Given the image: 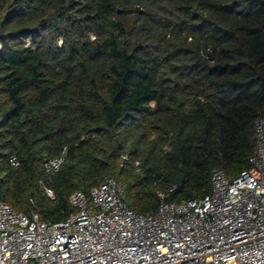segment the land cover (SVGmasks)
I'll use <instances>...</instances> for the list:
<instances>
[{"label":"trees","instance_id":"1","mask_svg":"<svg viewBox=\"0 0 264 264\" xmlns=\"http://www.w3.org/2000/svg\"><path fill=\"white\" fill-rule=\"evenodd\" d=\"M260 114L264 0H0V200L18 212L65 220L108 178L139 213L201 199L215 169L250 168Z\"/></svg>","mask_w":264,"mask_h":264},{"label":"built area","instance_id":"2","mask_svg":"<svg viewBox=\"0 0 264 264\" xmlns=\"http://www.w3.org/2000/svg\"><path fill=\"white\" fill-rule=\"evenodd\" d=\"M255 137L250 168L233 178L215 169L211 190L201 199L178 202L160 192L150 212L132 209L115 178L74 192L75 211L57 222L0 200V264H264L262 114L255 119ZM65 159L66 149L47 161V176ZM11 161L19 164L17 157Z\"/></svg>","mask_w":264,"mask_h":264}]
</instances>
